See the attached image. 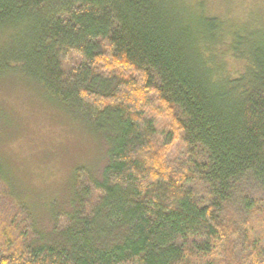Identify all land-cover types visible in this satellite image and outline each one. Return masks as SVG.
<instances>
[{"label": "trees", "instance_id": "obj_1", "mask_svg": "<svg viewBox=\"0 0 264 264\" xmlns=\"http://www.w3.org/2000/svg\"><path fill=\"white\" fill-rule=\"evenodd\" d=\"M180 2L0 0V77L110 143L100 180L76 176L59 240L2 191L0 264H264V28Z\"/></svg>", "mask_w": 264, "mask_h": 264}, {"label": "rangeland", "instance_id": "obj_2", "mask_svg": "<svg viewBox=\"0 0 264 264\" xmlns=\"http://www.w3.org/2000/svg\"><path fill=\"white\" fill-rule=\"evenodd\" d=\"M183 1L192 13L199 8L224 25L264 28V0ZM5 42L0 41V50ZM218 56L230 73L241 67L234 59L224 60V53ZM108 141L30 80L13 74L0 77V195L5 191L14 203L27 205L31 224L45 238L41 243L59 240L54 221L74 213L79 171L101 179L109 162Z\"/></svg>", "mask_w": 264, "mask_h": 264}]
</instances>
